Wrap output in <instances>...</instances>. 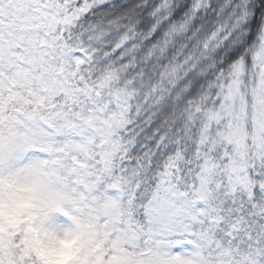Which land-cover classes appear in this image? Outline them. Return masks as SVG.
I'll list each match as a JSON object with an SVG mask.
<instances>
[{"label":"snow or ice","instance_id":"snow-or-ice-1","mask_svg":"<svg viewBox=\"0 0 264 264\" xmlns=\"http://www.w3.org/2000/svg\"><path fill=\"white\" fill-rule=\"evenodd\" d=\"M6 177L89 264H264V0H0Z\"/></svg>","mask_w":264,"mask_h":264},{"label":"clouds","instance_id":"clouds-1","mask_svg":"<svg viewBox=\"0 0 264 264\" xmlns=\"http://www.w3.org/2000/svg\"><path fill=\"white\" fill-rule=\"evenodd\" d=\"M27 181L14 177H6L4 181V196L0 198V220L7 221L16 216L28 217L33 209L30 206V193L24 191ZM11 185V187L9 186ZM45 249L44 264H78L83 246V238L74 228L51 230L46 235H40Z\"/></svg>","mask_w":264,"mask_h":264},{"label":"rangeland","instance_id":"rangeland-1","mask_svg":"<svg viewBox=\"0 0 264 264\" xmlns=\"http://www.w3.org/2000/svg\"><path fill=\"white\" fill-rule=\"evenodd\" d=\"M31 223V219L26 216L12 217L7 221L0 220V247L6 246L9 242H13L12 238L17 230H21L22 226H27L23 229L24 236L21 238V243H23L24 247L20 249V255L22 258H30L35 255L36 259L40 261V264H44V245L41 242L40 235L31 229ZM58 223H62V219ZM15 247L18 248L19 246L15 244ZM98 251H100L99 245L89 248L83 240L78 264H89L90 258L95 256Z\"/></svg>","mask_w":264,"mask_h":264},{"label":"trees","instance_id":"trees-1","mask_svg":"<svg viewBox=\"0 0 264 264\" xmlns=\"http://www.w3.org/2000/svg\"><path fill=\"white\" fill-rule=\"evenodd\" d=\"M16 249L17 247H15V244H13V242H9L6 246L0 247V252H2L5 256L8 257L7 264H15V262L12 259L13 256L17 257V261L22 259V256L20 255V251H19V255H17Z\"/></svg>","mask_w":264,"mask_h":264}]
</instances>
